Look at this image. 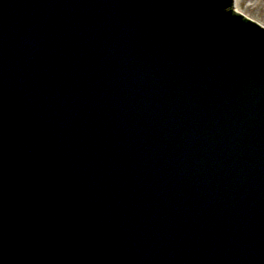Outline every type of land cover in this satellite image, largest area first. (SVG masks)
I'll use <instances>...</instances> for the list:
<instances>
[{
  "label": "water",
  "instance_id": "1",
  "mask_svg": "<svg viewBox=\"0 0 264 264\" xmlns=\"http://www.w3.org/2000/svg\"><path fill=\"white\" fill-rule=\"evenodd\" d=\"M234 0H0V264H264V26Z\"/></svg>",
  "mask_w": 264,
  "mask_h": 264
},
{
  "label": "rangeland",
  "instance_id": "2",
  "mask_svg": "<svg viewBox=\"0 0 264 264\" xmlns=\"http://www.w3.org/2000/svg\"><path fill=\"white\" fill-rule=\"evenodd\" d=\"M238 9H244L246 5L252 6L251 16L261 24L264 20V0H238Z\"/></svg>",
  "mask_w": 264,
  "mask_h": 264
},
{
  "label": "bare ground",
  "instance_id": "3",
  "mask_svg": "<svg viewBox=\"0 0 264 264\" xmlns=\"http://www.w3.org/2000/svg\"><path fill=\"white\" fill-rule=\"evenodd\" d=\"M238 0H234L231 5H232V8L236 11H238L240 14H244L246 17L250 18L251 20H253L254 22H256L257 24H259L260 26H264V22L263 24H261L260 22L256 21L252 16H251V7L246 5V7L244 9H238ZM264 21V20H263Z\"/></svg>",
  "mask_w": 264,
  "mask_h": 264
}]
</instances>
